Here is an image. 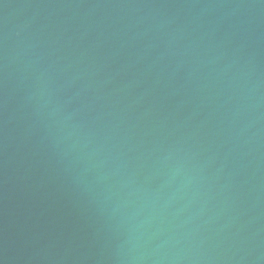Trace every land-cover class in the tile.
Listing matches in <instances>:
<instances>
[{
    "label": "water",
    "instance_id": "obj_1",
    "mask_svg": "<svg viewBox=\"0 0 264 264\" xmlns=\"http://www.w3.org/2000/svg\"><path fill=\"white\" fill-rule=\"evenodd\" d=\"M0 264H264V0H0Z\"/></svg>",
    "mask_w": 264,
    "mask_h": 264
}]
</instances>
